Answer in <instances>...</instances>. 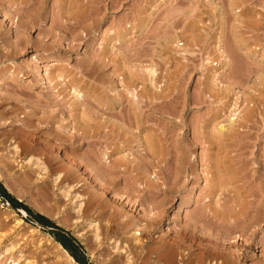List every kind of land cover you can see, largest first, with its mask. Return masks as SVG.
Returning a JSON list of instances; mask_svg holds the SVG:
<instances>
[{"label": "rangeland", "instance_id": "obj_1", "mask_svg": "<svg viewBox=\"0 0 264 264\" xmlns=\"http://www.w3.org/2000/svg\"><path fill=\"white\" fill-rule=\"evenodd\" d=\"M24 39L30 42L22 49ZM5 54L10 57H0V186L23 206L9 202L0 187V264L140 262L142 250L135 242L144 241L145 255L146 247L159 242L161 226L171 233L169 244L175 236L185 243L175 248L177 264L180 253L194 257L212 245L247 246L234 235L223 241L227 247L214 244L208 237L213 230L204 226L208 218L195 237L188 239L180 229L191 212L199 214L208 182L221 174L233 179L223 183L219 177L222 195L229 191L226 207L238 205V210L250 206L252 198L264 201L258 191L264 180L252 172L264 159V0H0V56ZM236 96L238 110L232 115ZM210 135L228 140H222L223 149ZM208 139L217 142L215 148ZM188 159L197 160L196 170ZM80 169L100 175V188L117 193L120 201L104 202L96 186L82 184ZM222 195L213 203L217 207L226 199ZM89 198L94 208L83 215ZM98 203H106L104 211ZM124 206L128 214L120 212ZM112 213L121 225L110 222ZM261 214L250 225L255 255L244 264H264ZM127 215L133 219L125 225ZM150 217L158 220L152 226ZM63 232L81 247H64Z\"/></svg>", "mask_w": 264, "mask_h": 264}, {"label": "bare ground", "instance_id": "obj_2", "mask_svg": "<svg viewBox=\"0 0 264 264\" xmlns=\"http://www.w3.org/2000/svg\"><path fill=\"white\" fill-rule=\"evenodd\" d=\"M11 2V1H10ZM62 16V15H61ZM1 17H2V20H5V15H1ZM59 19H60V17H59ZM62 21V20H61ZM65 24H67L66 22H65ZM64 24V25H65ZM63 25V24H62ZM62 25H61V27H62ZM28 26V25H27ZM72 25H69L68 27H71ZM64 27V26H63ZM67 27V28H68ZM71 30V29H70ZM22 41V40H21ZM24 42H26V44H25V46L23 45V47H22V49L25 47L26 48V46H27V44L30 42H28V40L27 39H24ZM18 44V43H17ZM17 44H15V46L17 45ZM18 46V45H17ZM16 46V47H17ZM239 46V45H238ZM240 47V46H239ZM238 47V48H239ZM238 48H236V49H238ZM17 49V48H16ZM15 49V50H16ZM220 49V48H219ZM20 50V49H19ZM18 53V50H17V52L15 53V55ZM220 53L222 54V56H223V59L225 60V62H227V63H229V61H230V57L228 56V53H226L225 51H224V49L223 50H221L220 49ZM239 53H241V52H239ZM13 54H14V52H13ZM235 55V54H234ZM237 55H238V53H237ZM0 57H4V58H9L10 57V55L8 54H5V55H2V56H0ZM237 58V57H236ZM226 64V63H225ZM153 71V70H152ZM210 71V70H209ZM215 75V74H214ZM213 75V76H214ZM236 82V81H235ZM232 84H234V83H232ZM212 87V86H211ZM237 94V93H236ZM235 94V95H236ZM204 95V94H203ZM127 97H130V96H127ZM196 98V97H195ZM130 99V98H129ZM138 98H136V99H134V100H137ZM238 96H236L235 97V99H234V102H233V106H234V108H233V114L232 115H236V109L238 110ZM196 100V99H195ZM197 100H198V98H197ZM199 100H201V99H199ZM129 101V100H128ZM139 102V101H138ZM197 102H199V101H197ZM131 103V102H130ZM135 103H136V101H135ZM135 108V107H134ZM138 115V114H137ZM136 116V115H135ZM129 118H131V117H129ZM137 118V117H136ZM128 119V118H127ZM245 119H248V118H245ZM244 119V120H245ZM129 120V119H128ZM134 120V119H133ZM135 120H137V119H135ZM140 120V119H139ZM235 120H236V118L235 119H229V122L228 123H230L229 125L230 126H232V124H234V122H235ZM250 119H248V121H249ZM133 122V121H132ZM137 123H138V121H136ZM244 123H246L245 121H243ZM132 124H135V123H132ZM221 125V124H220ZM228 125V124H227ZM240 124H238V126H239ZM244 125V124H243ZM130 127H131V125H130ZM141 127V126H140ZM240 127V126H239ZM241 127H244V126H241ZM129 128V127H128ZM228 128H230V127H228ZM232 129H234L233 127H232ZM232 129H230L231 131H232ZM225 130H226V127H225V125H221L220 127H219V131L220 132H223V133H225ZM230 130H228L230 133H231V131ZM235 130V129H234ZM236 130H239V129H236ZM218 131V134L220 133ZM241 131V130H240ZM161 132H163V131H161ZM160 132V133H161ZM236 132V131H235ZM160 133H155V134H157V136L160 134ZM204 133V132H203ZM212 133H214V132H212ZM223 133H221L222 135H224ZM239 133H242L243 134V131L242 132H239ZM153 134V133H152ZM215 134V133H214ZM229 134V133H228ZM227 134V135H228ZM217 134H215L214 135V137H220L221 135H217ZM226 135V134H225ZM149 136V135H148ZM148 136L147 135H144V137L146 138V139H148ZM153 135H150V139H151V137H152ZM165 136V139H166V135H164ZM211 136V135H210ZM232 136V135H231ZM236 136V135H235ZM237 136L239 137L240 135L239 134H237ZM161 137H162V135H161ZM160 137V138H161ZM203 137L204 136H202V141H203ZM212 138H213V135L211 136ZM229 137V136H228ZM145 138H143V139H145ZM155 138V137H154ZM153 138V139H154ZM159 138V137H158ZM157 138V139H158ZM201 138V137H200ZM221 138H222V136H221ZM223 138H224V136H223ZM231 138V137H230ZM233 138H234V136H233ZM236 138V137H235ZM240 138V137H239ZM156 139V138H155ZM163 139H164V137H163ZM219 139V138H218ZM218 139H214L213 138V140H218ZM226 139V138H225ZM225 139H219V140H221L220 141V144H219V140H218V143L217 142H215V141H213V140H207L206 142L208 143V146L209 147H214L213 146V144H214V142L215 143H217L219 146L221 145V142H222V140H225ZM229 139V138H228ZM232 139V138H231ZM241 139L242 138H240V141H241ZM182 140V139H181ZM185 140V139H184ZM198 140V139H197ZM227 140V139H226ZM225 140V141H226ZM145 141V140H144ZM151 141H152V139H151ZM153 141H155V142H153ZM152 142L154 143V146L157 148L158 146H157V141L156 140H153ZM159 141V140H158ZM161 141V140H160ZM228 141V140H227ZM239 141V140H238ZM146 142V141H145ZM150 142V141H149ZM182 142V141H181ZM189 142V141H188ZM199 142H200V140H199ZM237 142V141H236ZM141 143V142H140ZM147 144H148V142H146ZM145 143V144H146ZM153 143H151V144H153ZM155 143H156V145H155ZM161 143V142H160ZM163 143V142H162ZM184 143V142H183ZM196 143H197V141H196ZM200 143H202V142H200ZM205 143V142H204ZM238 143V146L236 145ZM237 143H235V145L237 146V147H241V146H239V143L242 145V142H237ZM144 144V143H143ZM146 144V146L147 147H149L148 149H150V146H153V145H150V143H149V145H147ZM216 144V145H217ZM223 144V143H222ZM227 144H230V143H227ZM232 144V143H231ZM165 145V144H164ZM193 146H194V144H192ZM191 145V146H192ZM215 145V144H214ZM225 145V144H224ZM152 147L154 150H155V147ZM162 146H163V144H162ZM162 146H160V147H162ZM219 146H217L218 147V149H220L223 145H221L220 146V148H219ZM228 146V145H227ZM244 148H246L247 146H246V144H244ZM185 147H187V146H185ZM189 147V146H188ZM187 147V148H188ZM216 147V146H215ZM214 147V148H215ZM225 148H226V146H224ZM229 147V146H228ZM231 147V146H230ZM233 147V146H232ZM235 147V146H234ZM242 147H243V145H242ZM146 148V147H145ZM164 148L165 147H163L162 148V150H164ZM186 148V149H187ZM193 148V147H192ZM238 148V149H239ZM180 149V148H179ZM179 149H177V150H179ZM182 149H183V147L181 148V152H182ZM185 149V148H184ZM191 149V148H190ZM221 149H223V148H221ZM241 149V148H240ZM243 149V148H242ZM241 149V150H242ZM152 150V149H151ZM153 150V151H154ZM158 150H159V148H158ZM161 150V149H160ZM188 150H189V148H188ZM233 150V149H232ZM150 151V150H149ZM148 151V152H149ZM219 151V150H218ZM145 152H147V151H145ZM147 152V153H148ZM155 152H157V153H155ZM155 152H154V154L155 155H157L158 154V151H157V149L155 150ZM164 152V151H163ZM162 152V153H163ZM176 152H178V154L179 153H181V152H179V151H176ZM189 152V151H188ZM192 152H193V150H192ZM229 152V151H228ZM150 153V152H149ZM153 152L151 151V153L150 154H152ZM159 153H160V151H159ZM146 154V153H145ZM164 154V153H163ZM178 154H176L175 153V157H176V155H178ZM239 154H241V153H239ZM239 154H238V156H239ZM146 155H148V154H146ZM155 155H153L152 157H154ZM185 156L186 155V152H183V154H182V156ZM190 155V154H189ZM193 155V154H192ZM214 155V154H213ZM166 156V155H165ZM209 156V155H208ZM215 156V155H214ZM213 156V157H214ZM217 156V155H216ZM223 156V155H222ZM224 156H226V155H224ZM236 155H234V159L236 158L235 157ZM174 157V156H173ZM195 157V156H194ZM218 157V156H217ZM217 157H215V159L217 160ZM220 157H221V155H220ZM229 157V156H228ZM233 157V156H232ZM232 157H230L229 159H231ZM108 158V157H107ZM151 158V157H150ZM156 158V157H155ZM159 158V157H158ZM165 158V157H164ZM209 158V157H208ZM238 158V157H237ZM252 158V157H251ZM152 159V158H151ZM161 159H163V156H161ZM161 159H160V161H161ZM177 158H173V160H176ZM207 159V158H206ZM220 158H218V160H219ZM229 159H227V160H229ZM233 159V158H232ZM233 159V161H236V159L234 160ZM255 159V158H254ZM259 158H257L256 159V161L258 160ZM155 161H156V159H154ZM178 160H180V159H178ZM178 160H176L177 162H178ZM184 160V159H183ZM189 160V159H188ZM191 160V159H190ZM190 160H189V162H190ZM207 160H210V159H207ZM211 160H213V159H211ZM224 160V159H223ZM264 160V159H263ZM263 160L261 161L262 162V164H261V162H260V165H262L261 166V168L260 169H262V172H261V170L257 167V168H255V170H253L252 172H254L255 174L257 173V177L259 178V179H261V180H264V179H262V178H264V162H263ZM192 161V160H191ZM197 160H195V159H193V163H192V165H191V169H192V171H194V169H195V165L197 164V162H196ZM214 161V160H213ZM222 161V160H221ZM221 161L219 160L218 161V163H219V165L217 166V167H219V168H221L220 166V164H221ZM252 161V160H251ZM250 161V162H251ZM256 161L254 160V161H252L254 164L256 163ZM154 162V161H153ZM157 162V161H156ZM216 162V161H215ZM224 162H225V160H224ZM227 162V161H226ZM225 162V163H226ZM229 162V161H228ZM249 162V161H248ZM249 162V163H250ZM159 163V162H158ZM211 163V162H210ZM241 163H242V161H241ZM111 164V163H110ZM177 164V163H176ZM182 164V163H181ZM188 164V163H187ZM214 164H216V163H214ZM214 164L212 165L211 164V166H214ZM248 164V163H247ZM257 164H259V162H257L255 165H257ZM35 165L39 168V170L44 174V171H45V167H44V165L43 164H41V162H36L35 163ZM208 165H210L209 164V162H208ZM217 165V164H216ZM215 165V166H216ZM224 165H226V164H224ZM233 165V164H232ZM231 165V166H232ZM96 167H97V165H95ZM110 166V165H109ZM114 166V165H113ZM187 166V165H186ZM186 166H184V165H182V167H180L179 166V168H183V169H185L184 167H186ZM190 166V165H189ZM231 166L229 167V168H231ZM233 166H236V165H233ZM108 167V166H107ZM106 167V169H108ZM112 167V166H111ZM111 167H110V169H111ZM217 167H215L216 169H218ZM223 167V166H222ZM225 167H227V166H225ZM238 167V166H237ZM113 168V167H112ZM117 168V167H116ZM115 168V169H116ZM206 168H207V166H206ZM214 167H213V169H215ZM235 168V167H234ZM241 168H243L242 166H241ZM246 168V167H245ZM245 168H243V169H245ZM249 168V167H248ZM177 169V168H176ZM197 169V168H196ZM195 169V170H196ZM209 169H211L212 171H213V169L212 168H209ZM209 169H206V170H209ZM224 169V168H223ZM238 169H240V168H237V170ZM243 169H241V171L242 172H244L243 171ZM69 170V169H68ZM99 170H100V168H99ZM112 170V169H111ZM146 170V169H145ZM179 170V169H178ZM210 170V171H211ZM228 170V169H227ZM231 169H229V171H230ZM98 171V170H97ZM110 171V170H109ZM176 171V170H175ZM174 171V173H176ZM184 171H186V170H184ZM188 172H189V170H187ZM191 171V170H190ZM209 171V172H210ZM211 171V172H212ZM216 171V170H215ZM220 171H221V169H220ZM228 171V172H229ZM239 171V170H238ZM241 171H239L238 173H240ZM67 172V171H66ZM80 172H81V175H80V180H82V184L83 185H87V186H90V185H94V186H96V188L99 190V194L101 195V197L103 198V200H105L104 202H106L107 204L108 203H111V202H113V200H111V199H114V200H118V201H120V199H119V195L117 194V193H113V194H111L110 192H107V191H104L103 189H101L100 188V186H102V177L100 176V175H98V174H95L92 170L90 171V173L91 172H93V175H91V176H89L87 173H85L84 172V170H82V169H80ZM99 172V171H98ZM98 172H96V173H98ZM108 172V171H107ZM146 172V171H145ZM179 172V171H178ZM188 172H186V174H189ZM209 172H207V174L209 173ZM217 172H218V170H217ZM222 172V171H221ZM236 172V171H235ZM104 173H105V171H104ZM110 173H111V171H110ZM181 173V172H180ZM214 173V172H213ZM216 173V172H215ZM219 173V172H218ZM223 173V172H222ZM224 173H225V171H224ZM227 173V172H226ZM226 173H225V175H226ZM107 174V173H106ZM109 174V173H108ZM145 174V173H144ZM179 174V173H178ZM178 174H174L176 177H177V175ZM183 174H185V173H183ZM185 174V175H186ZM235 174H237V172L235 173ZM242 174V173H241ZM240 174V175H241ZM191 175H192V173H191ZM196 175V174H195ZM218 175H220V174H218ZM217 175V176H218ZM224 176V174H221V176ZM73 176V175H72ZM180 176V175H179ZM188 176V175H187ZM204 176H207L206 174L204 175ZM210 176V175H209ZM221 176H218L216 179L217 180H215V179H212V180H210L209 181V179L208 178H205V179H208V184H209V187H208V191H207V194L206 195H204V197L205 196H207V198H206V201H205V203H203L202 201V204H203V206H201V208L202 209H200V212H197V213H199L198 215H196V216H194L193 217V214H196V213H193V212H191L192 214V217L188 220H186V221H184L185 223L182 225V228L180 229L181 230V235L183 234V236H184V234H186L187 236H188V239H189V237H195V236H197V231L196 230H198L197 228L203 223H201V221L203 220V221H205L207 218V224L204 222V226L206 227V225H208L207 226V228L209 227V229H208V232H209V230H210V228L213 230V232L208 236L210 239H211V241L212 240H214V241H212V242H214V244L216 243V241L218 242V245H219V242H221L220 244H222V246H224V247H227L226 246V243H223V241L224 242H228L229 243V240L231 239V238H233V235L236 237L235 238V240L237 241V238H238V242H239V240H241V241H246L245 242V244L247 243V246H242V244L239 246V243H237L238 244V246H235L234 247V249L233 250H230V249H227V250H225V248H222L220 245H219V247H216V245H215V247L212 245L210 248H208V247H206L207 249H203V253H201V255H200V253H198L197 255L198 256H194L193 257V255H190L189 253H185L184 255H182L181 253H180V263L181 264H184V262L186 261V264H244L245 262H247L248 261V259H249V257H251V256H253V254L255 255V252L254 253H252V251H254V250H252L251 251V249H252V246H253V244L252 243H250V241L252 242V233L254 232L253 230H250V228H251V224L252 223H254L255 221H257V220H259V219H261V212H263L264 211V206H263V208L261 207V203H264V201L262 200V201H260L261 199H257L258 200V202L257 203H255V202H253V200L255 201V199H253L252 198V202H250L249 203V205L250 206H246V207H240L238 210L236 209V206L238 207V205H236V206H234V208H230V207H226L225 205L227 204V202H229V201H231V200H227V196H229V191H228V193H225L226 194V197H225V195L223 196L222 194H224V191L223 192H221V180H222V178L220 179L219 177H221ZM227 176V175H226ZM226 176H224L223 177V183L225 182V180L226 179H228V178H226L225 179V177ZM233 176V175H232ZM237 176H239V174H237ZM255 176V175H254ZM174 177V176H173ZM196 177V176H195ZM213 176H211V178H212ZM233 177H235V176H233ZM252 177V176H251ZM60 177H59V175L58 176H55V178H54V180L55 181H57L58 179H59ZM178 178V177H177ZM230 178H232V177H230ZM240 178H242V177H240L239 176V179ZM256 178V177H255ZM63 179V178H62ZM79 179V178H78ZM218 179H220V180H218ZM234 179H236V178H234ZM238 179V178H237ZM243 179V178H242ZM249 179V178H248ZM174 180L175 181H177L175 178H174ZM228 180H233V179H228ZM241 180V179H240ZM79 182V181H78ZM228 182V181H227ZM227 182H225V183H227ZM256 182V181H255ZM263 182V181H262ZM223 183H222V185H223ZM262 184V187H264L263 185H264V182L263 183H261ZM176 185V184H175ZM224 185H227V184H224ZM255 185V184H254ZM81 186V185H80ZM152 187V186H151ZM225 188H227V186L225 187ZM224 188V189H225ZM253 188V187H252ZM259 188V187H258ZM166 189V188H165ZM168 189V188H167ZM171 189V188H170ZM256 190V189H255ZM259 193H260V195H261V197L263 198L264 197V188H259ZM256 193V192H255ZM228 194V195H227ZM221 195L224 197V198H226L225 199V201H224V203H221V202H219L218 204H219V207H217L218 205H214L213 203L216 201V202H218V201H220L221 199H220V197H221ZM259 194L257 193V196H258ZM231 196V195H230ZM253 196H255L254 194H253ZM76 197L77 198H80V195H76ZM101 198V199H102ZM255 198V197H254ZM258 198V197H257ZM260 198V197H259ZM90 199V200H89ZM88 200H87V204L85 203V206H84V208H83V215L85 214L86 215V213L90 210V208L91 207H93V201L91 200V198H89ZM93 199V198H92ZM95 199H96V197H95ZM98 199V198H97ZM229 199H230V197H229ZM264 199V198H263ZM222 200H224V199H222ZM250 201H251V199H249ZM256 200V201H257ZM196 201H200V199L199 200H196ZM102 203H103V201H101ZM122 202V201H121ZM120 202V203H121ZM201 202H199L200 204H201ZM102 203H98V207L100 208V210H101V208H102V210L104 209V205L106 206V203H104V205L102 204ZM197 203V202H196ZM121 204H123V202L121 203ZM199 204V205H200ZM217 204V203H216ZM234 204H237V202L236 203H234ZM239 204V203H238ZM253 204V205H252ZM79 205H80V208H81V205H82V202H80L79 203ZM95 205V204H94ZM114 205H115V201H114ZM97 206H95V207H97ZM232 206V207H233ZM224 208L225 209V211H220V208ZM94 208V207H93ZM199 208V207H198ZM99 210V209H98ZM105 210V209H104ZM103 210V211H104ZM202 210V211H201ZM192 211V210H191ZM198 211V210H197ZM22 212L23 213H26L24 210H22ZM120 212H127V214H128V211H127V207L126 206H124V207H120ZM194 212H196V211H194ZM210 212H212V213H214V214H210ZM158 214V213H157ZM156 216V214H153L152 216ZM251 215V217H249ZM160 216V215H159ZM159 216H157V217H159ZM189 216H190V214H189ZM212 216V217H211ZM120 217V216H119ZM122 217V216H121ZM127 217H128V220L127 221H125V225L127 224V222L129 221H132V219L133 218H131V217H129V215H127ZM211 217V218H210ZM256 217H260V218H256ZM115 215L112 213L111 215H110V222L112 223V222H114L115 223V225L117 224H120L121 225V223H122V221L121 220H119L118 219V217L117 218H115ZM151 218V217H150ZM152 219V220H151ZM150 220V224L149 225H153L154 223H155V221L157 220V218H151ZM165 219H167V218H165ZM205 219V220H204ZM163 220V219H162ZM158 221V220H157ZM165 221V220H164ZM162 222V221H161ZM167 222V221H166ZM260 222V221H259ZM259 222H257V223H259ZM152 223V224H151ZM159 223V222H158ZM199 223H201V224H199ZM199 224V225H198ZM124 225V224H123ZM123 225H122V227H123ZM251 225V226H250ZM255 225V224H254ZM202 226V225H201ZM200 226V227H201ZM110 227V226H109ZM115 227V226H114ZM199 227V228H200ZM256 227V226H255ZM150 228V227H149ZM206 228V229H207ZM253 228V227H252ZM205 229V228H204ZM205 229V230H206ZM137 230H139L140 232H136L135 234L136 235H138V236H140L141 234H142V229H140V228H138V229H136L135 231H137ZM148 230V229H147ZM156 230V229H155ZM201 230H202V227H201ZM211 230V231H212ZM256 230V229H255ZM97 231H98V227H96V229H95V236H96V238H98V233H97ZM149 231V230H148ZM154 231V230H153ZM179 231V230H178ZM203 231V230H202ZM239 232L238 234L236 233V232ZM251 232V234H249L248 232ZM257 231V230H256ZM255 231V232H256ZM152 232V231H151ZM177 233V232H176ZM200 233V232H199ZM180 234V233H179ZM202 234V233H201ZM237 234V235H236ZM255 234V233H254ZM169 235H171V233L169 232V230L167 229V228H165L164 226H161V230H160V237H156V238H160V240H159V242H156L155 240H154V242H156V246L155 245H153L154 247H152V245H151V247H146L147 248V252H145L146 254L144 255V253H143V250H145V249H143L144 247H145V245H144V241H140V240H138V238L137 237H135L136 239L135 240H138L137 242H135V245L137 246V248L138 249H140V250H142V251H138V253H140V254H138V256H139V259H140V262H135V261H132L130 258H127V263L128 264H177V261L175 260V258H174V256H175V251H176V247H177V245H179V243L180 242H178V241H181L182 240V238H180L181 240H178L177 238H178V236H175V237H177V238H175V237H171V238H174V239H172V240H174L173 242H172V240L170 239V241L172 242H170V244H169V242L167 241V238H169ZM178 235V234H177ZM204 235V234H203ZM208 235V234H207ZM246 235H250V240H249V237L247 238L246 237ZM173 236V235H172ZM183 236H181V237H183ZM186 236V237H187ZM180 237V236H179ZM199 237V236H198ZM201 237L203 238L204 236H202L201 235ZM200 237V238H201ZM184 238V237H183ZM254 238V237H253ZM157 239V240H158ZM188 239H186V240H188ZM195 239V238H194ZM197 240H199V238H196ZM208 239V238H207ZM209 239V240H210ZM169 240V239H168ZM185 240V239H184ZM193 239L191 238V240L190 241H192ZM201 240V239H200ZM204 240V239H203ZM206 240V239H205ZM208 240V241H209ZM232 240V239H231ZM189 241V242H190ZM210 241V242H211ZM235 241V242H236ZM249 241V242H248ZM141 242V243H140ZM154 242H152V243H154ZM183 242V241H182ZM193 242V241H192ZM231 242V241H230ZM151 243V244H152ZM168 243V244H167ZM178 243V244H177ZM186 243H188V242H186ZM243 243V242H242ZM146 244V243H145ZM158 244V245H157ZM181 244V243H180ZM183 245H185V243H182ZM181 244V245H182ZM217 244V243H216ZM147 245V244H146ZM197 245H198V243H197ZM116 246V248L118 247V245L116 244L115 245ZM190 246V245H189ZM205 246V245H204ZM230 246V245H229ZM228 246V247H229ZM184 247H186V246H184ZM199 247V246H198ZM181 248V247H180ZM188 248V247H187ZM186 248V249H187ZM177 249H179V248H177ZM185 250V249H184ZM188 250V249H187ZM205 250V251H204ZM137 252V251H136ZM178 252V251H177ZM186 252V251H185ZM189 252H191V251H189ZM192 253V252H191ZM143 254V255H142ZM179 254V253H178ZM177 254V255H178ZM195 254V253H194ZM176 255V256H177ZM196 255V254H195ZM258 256V255H257ZM262 256H264V250L262 251ZM259 257V256H258ZM257 257V258H258ZM71 258V257H70ZM195 259V260H194ZM264 261V260H263ZM258 262H259V260H258ZM256 264V263H255ZM258 264V263H257ZM260 264H262V263H260Z\"/></svg>", "mask_w": 264, "mask_h": 264}, {"label": "trees", "instance_id": "obj_3", "mask_svg": "<svg viewBox=\"0 0 264 264\" xmlns=\"http://www.w3.org/2000/svg\"><path fill=\"white\" fill-rule=\"evenodd\" d=\"M1 187V186H0ZM1 194L2 196H4L9 202H11L13 205H21L23 206V204L19 203V202H16V200H14V198H12L11 196H9L8 194H5L4 191H3V188L1 187ZM26 209L27 211H29L28 208H24ZM36 218L39 220V221H43V216H40V215H36ZM55 228H58L56 226H53ZM59 229V228H58ZM63 236L62 238H59V242L64 246L66 247L67 249L71 250L70 248V245H72L74 248H80L81 246L75 241V239L68 233V232H63ZM70 244V245H69ZM82 264H86L81 262Z\"/></svg>", "mask_w": 264, "mask_h": 264}]
</instances>
